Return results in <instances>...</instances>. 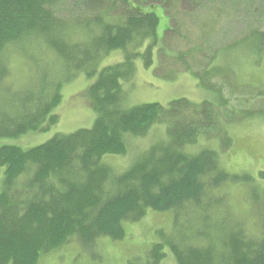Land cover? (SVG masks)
<instances>
[{
  "label": "trees",
  "instance_id": "trees-1",
  "mask_svg": "<svg viewBox=\"0 0 264 264\" xmlns=\"http://www.w3.org/2000/svg\"><path fill=\"white\" fill-rule=\"evenodd\" d=\"M69 3L73 12L81 13L65 19L61 13ZM155 7L169 17L161 36L159 16L147 10ZM186 17L200 24L198 41L173 55L167 49L169 40L182 31L178 18ZM239 22L247 25L240 35L211 45ZM42 47L48 57L42 55L45 65L57 68L62 61L86 69L87 77L97 76L86 91L96 113L94 123L71 133L55 132L32 147L5 143V138L15 142L59 123L54 111L64 80L45 70L33 88L23 85L16 90L7 79L12 58L41 60L28 53H41ZM113 51L122 52L123 60L103 66V57ZM155 56V70L162 58L178 59L202 88L215 91L214 100L181 97L167 104L128 105L123 82L133 77L137 59L148 67ZM225 56L232 61L223 62ZM243 57L264 73V0H0V98L13 107L19 94L25 95L12 112L13 120L0 109V264H38L72 238L88 249L104 237L124 239L125 225L140 221L149 210L171 212L172 230H159V241L127 264H163L170 255L177 264H264V231L248 233L241 222L226 229L225 220L210 225L205 215L195 242L188 238L187 243L180 221L188 207L201 214L207 211L202 200L207 190L254 180L228 172L218 150H191L205 133L209 139L218 137L220 148L231 147L232 138L224 130L230 99L212 79L239 78L235 65ZM233 84L231 90L239 89ZM258 84L250 90L245 85L244 90L262 106L240 110L239 119L261 117L264 123V76ZM156 125L165 128V137L146 143L126 168L108 163L107 157L129 153V138H144ZM258 176L264 180V170ZM216 243L222 252L215 251Z\"/></svg>",
  "mask_w": 264,
  "mask_h": 264
},
{
  "label": "rangeland",
  "instance_id": "rangeland-1",
  "mask_svg": "<svg viewBox=\"0 0 264 264\" xmlns=\"http://www.w3.org/2000/svg\"><path fill=\"white\" fill-rule=\"evenodd\" d=\"M72 9L71 3L64 6L65 11L61 13L63 18L70 19L72 17L69 15L76 16L75 12L77 14L81 13L80 11L73 12ZM147 10L157 13L159 16L158 34L161 36L169 25L168 15L161 7L147 8ZM178 22H181L179 25L182 31H179V35L176 37L172 34L171 37L173 38L169 40L170 48H167L173 55H176L177 51H185L187 48L192 47L198 41L200 35V24L196 20L186 17L178 18ZM245 26H247L246 23L242 22L232 25L222 34L217 35L211 45L216 47L229 42L232 37L240 35ZM32 53L38 57L41 56V60L35 61L28 57L25 59L12 58L9 68L11 76L7 79L11 80L10 83H13L16 90L22 88L23 85L26 90L33 88L34 85L38 84V78L44 74L45 70L50 71L52 75L54 73V76L58 77L57 79L64 80L63 87L60 90L62 98L54 111L59 114V123L48 131L29 132L18 137L15 142L11 141L14 138H5L4 142L32 147L45 142L55 132L71 133L78 128L92 127L96 113L90 104L86 91L97 76L87 77L86 69H78L62 61L58 63L57 68L48 64L45 65L44 58L48 57L44 47H42L41 53L30 50L28 54ZM42 55L44 58H42ZM225 58L226 56L222 59L223 62L232 61L231 58L228 60H225ZM122 60L123 53L113 51L103 57L102 65L114 64ZM48 62L51 63V60H48ZM189 62L192 63L193 60H189ZM200 63V60L194 63L195 70L200 67ZM103 66L100 65L98 71ZM134 66L133 77L128 82H123V86L126 87L128 92V105L147 102L167 104L171 100L181 97L195 102H201L205 99L214 100L215 98V91L202 88L198 79L187 72L182 62L176 58H162L159 70H155L158 66L157 56H155L153 64L148 67L144 65L142 58L137 59ZM235 66L239 78L232 75V78L226 82L221 79H212L213 86L223 89V95L230 99L228 108L234 111L228 109L227 122L224 125L225 132L232 138L231 147L229 149L220 148V139L218 137L206 138L205 133L198 138L191 150L194 152L204 147L218 150L222 167L230 173L248 174L254 180L241 184L224 183L215 191L207 190L206 195L202 197V200L207 204L205 213L201 214L196 209L188 207L182 214L180 221L185 231L187 230L185 233L187 237L183 239L184 242H187L188 238L195 242L196 233L201 228L200 224L205 215H207L208 224L210 225L216 226L218 222L225 220L226 222L222 223H225L226 229L231 230L241 222L248 233L264 231V180L259 179L258 176L259 171L264 170V123L261 117L239 119L241 117L240 110L245 111L262 106L260 100L250 98L253 97V94L244 89L245 85L249 86L247 90L252 89L254 84L259 85L258 83L262 80L264 73L245 57L241 59L239 65ZM242 70L245 71L242 72ZM167 75L169 77L164 78ZM50 77L48 76L49 79ZM233 83H238L240 85L239 89L231 90L230 88L235 87ZM19 96L24 97L25 95L19 94ZM20 98L16 100L13 107L0 98V109L11 120L15 118L12 112H16L19 105H21ZM224 111L225 109L221 108L223 115ZM159 137H165V128L162 125L154 126L144 138H129V153L126 156L107 157V161L116 169L122 170L132 161L134 154L139 155L143 152L146 143H149V141L155 142ZM2 177L3 173L1 171L0 191L2 189ZM173 220V215L169 211L149 210L140 221L128 222L125 225L126 236L124 239L112 240L104 237L99 239L95 246L88 249L81 247L79 241L72 238L59 251L43 255L38 264H127L133 258L144 256L150 245L155 241H159L157 236L159 230L171 231ZM210 233L212 234V231ZM218 248L219 246L216 243L215 251L217 253L222 252ZM163 264L177 263L170 255Z\"/></svg>",
  "mask_w": 264,
  "mask_h": 264
},
{
  "label": "bare ground",
  "instance_id": "bare-ground-1",
  "mask_svg": "<svg viewBox=\"0 0 264 264\" xmlns=\"http://www.w3.org/2000/svg\"><path fill=\"white\" fill-rule=\"evenodd\" d=\"M75 239V238H74ZM70 243H72V242H70Z\"/></svg>",
  "mask_w": 264,
  "mask_h": 264
}]
</instances>
